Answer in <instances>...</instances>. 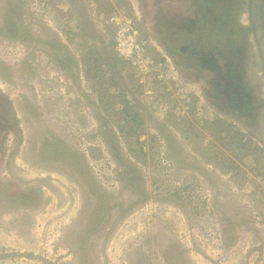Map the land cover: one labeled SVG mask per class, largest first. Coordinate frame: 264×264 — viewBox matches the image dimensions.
<instances>
[{
	"label": "rangeland",
	"instance_id": "374dc122",
	"mask_svg": "<svg viewBox=\"0 0 264 264\" xmlns=\"http://www.w3.org/2000/svg\"><path fill=\"white\" fill-rule=\"evenodd\" d=\"M199 1L0 0V264H264V4ZM117 11L151 74L116 55ZM199 43L217 67L233 46L249 115L205 98Z\"/></svg>",
	"mask_w": 264,
	"mask_h": 264
},
{
	"label": "flooded vegetation",
	"instance_id": "af4514ba",
	"mask_svg": "<svg viewBox=\"0 0 264 264\" xmlns=\"http://www.w3.org/2000/svg\"><path fill=\"white\" fill-rule=\"evenodd\" d=\"M194 52L195 55H193L192 60L195 70L193 74L198 78V81L203 80L204 84H208L205 98L207 97L210 101H217L222 97L224 103H226L225 108L227 110L232 108L239 115L246 111L248 113L249 106H251L250 92H248L246 84L236 74L234 76L230 72V68H234L235 70L236 67V55L234 52L231 50L230 56L227 59L223 56L225 61L228 62L222 64L220 67H217L212 61L204 58V51L199 50ZM182 58V61L188 65V61L191 59L190 55L188 57L182 56ZM187 74H190V72H187ZM242 107H244V110H241ZM8 127V120L0 113V131H5Z\"/></svg>",
	"mask_w": 264,
	"mask_h": 264
},
{
	"label": "built area",
	"instance_id": "2783aa9c",
	"mask_svg": "<svg viewBox=\"0 0 264 264\" xmlns=\"http://www.w3.org/2000/svg\"><path fill=\"white\" fill-rule=\"evenodd\" d=\"M138 22V17L126 16L118 11L104 21L111 31L116 55L131 64L138 73L147 75L154 71L157 63L149 51L150 40L147 39L146 42L139 36L136 27Z\"/></svg>",
	"mask_w": 264,
	"mask_h": 264
},
{
	"label": "trees",
	"instance_id": "16d2710c",
	"mask_svg": "<svg viewBox=\"0 0 264 264\" xmlns=\"http://www.w3.org/2000/svg\"><path fill=\"white\" fill-rule=\"evenodd\" d=\"M235 1V0H234ZM262 1V4H264V0H261ZM219 3H222V0H200L199 1V5H198V7H197V9H196V11L197 12H202V11H206V13H207V15L209 14H211V12L213 13V10H214V6L215 5H218ZM214 5V6H213ZM212 10V11H211ZM211 11V12H210ZM228 11V10H227ZM210 12V13H209ZM214 14V13H213ZM211 16V15H210ZM224 14H221L220 15V20H221V22L223 23V25H225V29L226 30H228L229 28H231V30L229 31V33L228 32H226V33H222L221 35L223 36V42L225 41V40H228V39H232V41L233 42H235L234 40H235V36H236V34H237V31L241 28V27H238L236 24H234V22H233V19L231 18H229V19H225L224 17ZM202 17H204V16H200V22H201V20H203V18ZM216 16H214V18H215ZM219 17V16H218ZM237 26V27H236ZM234 27V29H232ZM5 28V27H4ZM7 28V27H6ZM3 31H5L6 29H2ZM181 46H183V45H181ZM193 49H192V48ZM190 48L192 49V50H189L188 52H189V54L188 55H190L191 54V59L190 60H192V57H193V55H195V52L194 51H199L198 49H201V47H202V45H200V43L199 44H197V45H194V46H191ZM229 47H230V44H229ZM231 50L234 52V54H236V52H235V50H234V48H233V46L231 45ZM165 49H166V51L168 52V54H177V53H179L180 54V50L178 49V48H174V47H171L168 43H166L165 44ZM182 56H185V55H180V60L182 61ZM186 57H188V56H186ZM230 72L231 73H233L234 74V76H235V73H234V68H230ZM252 106V105H251ZM251 106H249V110H248V113H247V111L246 112H243L242 114H244V115H249L250 113H251ZM241 110H244V107H242L241 108Z\"/></svg>",
	"mask_w": 264,
	"mask_h": 264
}]
</instances>
